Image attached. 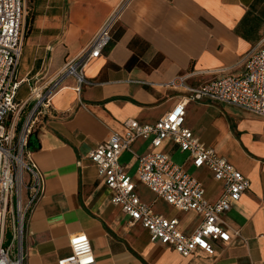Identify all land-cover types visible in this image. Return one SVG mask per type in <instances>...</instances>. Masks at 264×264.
Listing matches in <instances>:
<instances>
[{
  "label": "crops",
  "instance_id": "1",
  "mask_svg": "<svg viewBox=\"0 0 264 264\" xmlns=\"http://www.w3.org/2000/svg\"><path fill=\"white\" fill-rule=\"evenodd\" d=\"M25 2L28 25L17 77L27 83L18 89L20 103L76 59L120 10L110 44L84 69L87 84L80 94L74 91V80L65 79L51 101L52 112L39 119L28 138L30 159L44 189L27 217L24 264H57L70 255L68 240L75 234L89 239L94 264H264V120L229 105H186V127L250 183L221 218L232 238L228 244L215 243L214 256L195 251L183 257L150 242L146 230L130 225L111 204V193L88 160L98 145L122 132L126 120L153 124L171 111L182 96L166 86L171 80L185 76L186 85L196 88L239 75L244 56L264 46V0ZM152 150L148 141H135L130 152L120 155L123 171L154 214L176 219L178 230L191 234L201 217L174 209L137 180L138 157ZM157 151L197 179L209 202L217 201L221 184L209 170L194 169L170 141ZM22 195L25 201L26 192Z\"/></svg>",
  "mask_w": 264,
  "mask_h": 264
},
{
  "label": "built area",
  "instance_id": "2",
  "mask_svg": "<svg viewBox=\"0 0 264 264\" xmlns=\"http://www.w3.org/2000/svg\"><path fill=\"white\" fill-rule=\"evenodd\" d=\"M119 10L102 24L76 59L66 63L45 87L30 90L29 99L20 103L16 102L18 89L21 83H27L17 77L25 36L26 2L0 0V264H24L27 217L43 195V180L30 159L28 138L39 119L52 112L51 101L62 89L65 79L72 78L74 91L80 94L87 84L84 69L110 44ZM185 80L184 76L167 83L168 88L179 91L182 96L165 116L153 124L126 120L122 132L112 134L107 142L98 145L88 160L111 193V204L128 217L130 225L139 224L146 230L150 242L170 247L183 257L195 251L214 256L215 243L228 244L232 238L221 218L249 189L250 183L186 127L185 108L188 103L223 104L264 120V46L258 45L244 56L242 71L237 76H224L196 88L188 87ZM29 105L28 112L22 114ZM137 140L148 141L153 149L138 157V182L174 209L198 214L201 222L191 234L180 232L176 219L154 214L138 198L135 183L119 161L120 155L130 152ZM165 141L186 154L194 169L205 168L211 172L213 180L221 184L217 201L209 202L197 179L167 154L157 151ZM68 244L70 255L57 264H94L86 235H72Z\"/></svg>",
  "mask_w": 264,
  "mask_h": 264
},
{
  "label": "rangeland",
  "instance_id": "3",
  "mask_svg": "<svg viewBox=\"0 0 264 264\" xmlns=\"http://www.w3.org/2000/svg\"><path fill=\"white\" fill-rule=\"evenodd\" d=\"M26 12H27V9H26ZM25 23H26V26H27L28 25V15L27 14H26V22ZM120 163H121V161H120ZM134 172H135V170L132 171V173H134ZM157 208H159L158 205L155 206V209H157ZM8 240H9V237H6V241H8Z\"/></svg>",
  "mask_w": 264,
  "mask_h": 264
}]
</instances>
